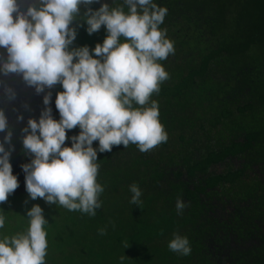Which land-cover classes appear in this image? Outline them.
I'll list each match as a JSON object with an SVG mask.
<instances>
[{
	"label": "trees",
	"instance_id": "16d2710c",
	"mask_svg": "<svg viewBox=\"0 0 264 264\" xmlns=\"http://www.w3.org/2000/svg\"><path fill=\"white\" fill-rule=\"evenodd\" d=\"M104 2L122 4L90 7ZM154 2L167 8L160 28L174 44L159 61L168 78L150 97L168 138L146 152L121 144L97 153L101 207L89 216L51 204L45 264H121L122 255V264H264V0ZM77 22L72 46L91 53L105 29L88 34ZM9 159L18 180L13 206L15 196L30 201L21 165L31 155L11 151ZM133 183L139 206L129 203ZM177 198L186 204L180 215ZM9 226L0 235L19 233ZM173 233L188 238L189 255L168 249Z\"/></svg>",
	"mask_w": 264,
	"mask_h": 264
},
{
	"label": "clouds",
	"instance_id": "9594fccd",
	"mask_svg": "<svg viewBox=\"0 0 264 264\" xmlns=\"http://www.w3.org/2000/svg\"><path fill=\"white\" fill-rule=\"evenodd\" d=\"M0 0V76H19L37 94L44 92L38 118L29 117L21 132L22 150L31 159L21 165L28 197L42 198L69 211L78 210L89 216L101 207L98 199L104 188L97 181V153L111 151L113 145L135 144L146 152L167 140L159 121V109L153 93L168 73L159 61L174 52L166 30L160 28L167 8L154 0H122L110 6L96 0ZM114 3L115 0H112ZM85 6L81 13L80 6ZM127 7V11L124 10ZM92 34L103 25L106 35L101 43L72 46L79 23ZM2 83V82H0ZM59 84L55 108L59 119L52 116L49 106L51 89ZM4 101L16 98L15 90L3 85ZM135 105V106H134ZM27 108V105H24ZM16 119H22L18 114ZM79 128L68 136L66 129ZM0 202L18 187L12 173V128L4 108L0 107ZM93 141H97L93 147ZM8 144V148H5ZM129 203L139 206L141 189L129 185ZM186 204L175 202L177 215ZM26 231L0 238V264H45L48 242L44 225L48 220L39 204L26 209ZM5 216L0 213V228ZM103 235L105 227L98 228ZM125 242L123 247H128ZM170 251L189 255L186 236L173 233L168 241ZM125 255L118 257L121 262Z\"/></svg>",
	"mask_w": 264,
	"mask_h": 264
},
{
	"label": "flooded vegetation",
	"instance_id": "af4514ba",
	"mask_svg": "<svg viewBox=\"0 0 264 264\" xmlns=\"http://www.w3.org/2000/svg\"><path fill=\"white\" fill-rule=\"evenodd\" d=\"M27 7V0L21 3V8ZM4 50L0 49V53H3ZM0 107L4 108L5 114L8 118V122L10 127L12 128V132L14 128H17L21 131L22 126H24L25 121L29 117L38 118L40 110L44 107L42 103V97L44 92L37 94L32 86H27L23 82V80L17 75H9L7 77L0 76ZM7 84L11 86L16 92V98L12 101L5 102L4 101V93H3V85ZM57 86H53L51 89H45L44 91H51L52 96L50 98L49 106L52 110L56 109L54 100L56 94ZM27 105V108L24 106ZM22 115L21 120H17V115ZM53 118H56L59 113L56 109V115L52 111ZM4 133L0 132V138H3ZM22 137V136H21Z\"/></svg>",
	"mask_w": 264,
	"mask_h": 264
},
{
	"label": "rangeland",
	"instance_id": "374dc122",
	"mask_svg": "<svg viewBox=\"0 0 264 264\" xmlns=\"http://www.w3.org/2000/svg\"><path fill=\"white\" fill-rule=\"evenodd\" d=\"M54 112V115H56V109L52 110ZM57 118V117H56ZM55 118V119H56ZM59 119V117L57 118ZM27 121H25L24 125L26 124ZM24 127V126H22ZM79 132V128L74 127L71 130H66V135L71 136L74 134H77ZM24 133L19 131L17 128H14V131L12 132V137H11V145H12V152L14 154H19L23 153V155H26L24 151L22 150V143H21V136H23ZM0 142H3V138H0ZM5 148H8V144H5ZM14 205L11 206L10 202H12V196H8L7 199L4 202H0V213H2L5 216V224L4 226L6 227L7 224H10V226L7 229V232L10 234L13 231H18V232H24L20 227H22L23 222L25 220V208H30L32 204H39L41 208L43 209V214L46 215L48 212H50L51 204L46 203L42 198L37 197L35 200L30 199V201L26 200L25 201V196L19 197L15 196L13 198ZM28 201V202H27ZM46 204V205H45ZM10 208V214L16 215L19 214L18 217L15 220L8 219L9 217L6 215V210ZM46 208H48L49 211H46ZM58 219L60 221L63 220L62 216H58ZM5 236V235H3ZM0 235V238L3 237ZM11 237L12 235H8ZM47 257V256H45Z\"/></svg>",
	"mask_w": 264,
	"mask_h": 264
}]
</instances>
